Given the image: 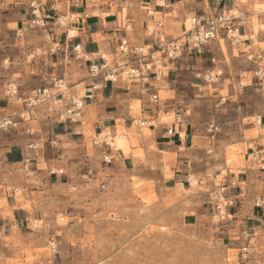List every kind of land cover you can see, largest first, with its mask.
Returning a JSON list of instances; mask_svg holds the SVG:
<instances>
[{
    "label": "rangeland",
    "instance_id": "obj_1",
    "mask_svg": "<svg viewBox=\"0 0 264 264\" xmlns=\"http://www.w3.org/2000/svg\"><path fill=\"white\" fill-rule=\"evenodd\" d=\"M31 1L0 0V99L19 78L14 75L13 81H7L13 61L10 51L18 44L4 38L1 31L5 24L11 26L19 9H29ZM263 5L255 2L247 13L240 7L232 13H243L245 26L260 35L264 33ZM187 19L177 20L165 30L151 24L148 30L161 31L166 41L180 40L190 29ZM25 41L24 47L39 43L35 37ZM133 41L143 46L138 38ZM257 46L264 48L258 43L252 48ZM237 49V44L221 37L203 52L187 50L174 66L167 64L178 70L173 77L152 83L161 100L157 108L144 99L148 96L137 84L124 82V98L118 104L121 112L112 119V126L105 123L102 127L95 111L86 107L80 122L61 125L51 118V105H44L33 110L27 116L30 121L20 123L15 131L0 132L1 147L16 139L25 146L23 153V147L0 152V264H264V229H253L261 222L249 214L243 222L231 218L230 200L221 217L215 210V187L231 185L229 175L239 177L250 166L249 160L254 163L255 141L261 138L264 147V119L259 122L264 114V78L257 77L260 70L264 73V58L248 54L244 59ZM39 50L29 53L27 59L32 61ZM80 69L70 65L57 77L63 78L69 92L84 96L90 79ZM45 87L34 88L30 94ZM21 89L30 91L26 86ZM11 104L16 109L4 111L7 114L25 108L22 102ZM178 115L182 119L179 132L184 140L186 130L192 132L193 146L161 153L148 141L150 130L160 125L172 127ZM45 117L52 119L50 125L38 129L37 120ZM138 121L154 127H141ZM29 126L33 134L27 132ZM105 130L115 138L111 149L93 144L96 135ZM32 145L37 148L31 149ZM142 145L146 151L140 149ZM27 157L32 160L27 173L23 164H12ZM61 170L62 174L51 175V171ZM188 177L193 179L192 186L186 182ZM173 178L172 184H166ZM249 189L264 195L263 182L256 181ZM236 191L239 189L225 191V196ZM204 195L212 202L210 210ZM198 207L207 211L192 223L187 215ZM6 221L12 224L2 226ZM51 240L57 243L56 254L50 249Z\"/></svg>",
    "mask_w": 264,
    "mask_h": 264
},
{
    "label": "crops",
    "instance_id": "obj_2",
    "mask_svg": "<svg viewBox=\"0 0 264 264\" xmlns=\"http://www.w3.org/2000/svg\"><path fill=\"white\" fill-rule=\"evenodd\" d=\"M46 17L48 18V33L50 34V40L47 38L46 33L43 30L34 29L31 26V19L29 18L30 10L28 8H21L15 17V21L11 23V26L5 24L4 30L1 33L5 34L4 38L12 40L18 44V48H13L10 51V56L13 57L11 62L12 68L11 75H9L7 81H13L14 75H19L16 79L17 86L28 87L30 91L21 89L23 93L31 95L34 92V88L44 87L51 85L50 77H57L60 74L62 77L65 74L64 70H68L69 66H63V53L55 56L45 57V51L50 49L53 41L61 43V49L67 51L76 45H81V49L87 55L92 56L91 59L97 60L102 55H110L115 51L119 40L126 36L130 39L131 43L134 44L133 40L139 39V42H143V45L156 46L155 34L149 36L148 28L151 24H154L159 29L165 30L171 27L172 23L183 18H188L193 15H201L204 12L210 11V7L213 8V12L216 13L222 6L228 9L240 7V9L247 13L248 9L255 2H264V0H250L248 4L240 3L241 0H225L221 5L213 7L207 1L204 0H39ZM163 2L162 4H160ZM21 5L23 2L20 3ZM10 6H8L9 8ZM14 11V8L11 7ZM32 18V17H31ZM247 18H250L248 13ZM160 19V21H157ZM63 21V25L60 23ZM0 22L3 23V19L0 18ZM131 24L132 31L126 32L124 30L125 25ZM239 22H233L232 25L239 26V35L242 40H239L238 55L239 57L246 58L248 54L258 56V58H264V48L257 46V43L264 44V33L260 35H254L253 30L250 26H245ZM170 27H169V26ZM155 26H153L155 28ZM158 29V28H157ZM69 32H75L74 39L71 43H66V34ZM24 35V36H23ZM35 37L39 43H33L32 47L23 46L22 41L26 38L28 41L30 38ZM133 39V40H132ZM25 41V42H26ZM51 44V45H50ZM54 44V43H53ZM20 45V46H19ZM251 51H249V49ZM36 49H40L38 55L33 56L32 61L27 59L29 53L35 52ZM8 60V59H7ZM6 62V61H5ZM9 62V60H8ZM259 62V61H255ZM78 65L80 70L87 72V64L85 62H74L71 66ZM173 65V64H172ZM174 66V65H173ZM176 69H169L166 73L167 77H173ZM89 84L85 87V92L88 90ZM124 83L113 84L108 87L107 90L97 94V99L93 102H87L86 108H92L94 110L98 122L102 124V127L112 124V119L120 115V108L118 104L124 98L123 89H125ZM78 87H81L79 85ZM144 98V97H143ZM149 102V98H144ZM119 101V102H118ZM117 105V109H110L111 106ZM12 109H16L11 103H8L6 97L0 99V111L11 112ZM85 113V112H84ZM152 117L151 115H149ZM36 119H33L35 122ZM52 119L45 117L43 120H37L39 125L38 129H45L50 125ZM112 126V125H110ZM32 126H29L31 129ZM167 127L160 125L155 129H151L152 136L148 139L149 142L153 143L161 153L172 154L182 149L183 145L188 149L193 146L194 136L192 132L186 130L185 140H173L172 136L168 135ZM31 134L33 131L31 130ZM77 134V132H75ZM182 134V133H181ZM183 135V134H182ZM262 139L254 142L256 146V152L258 158L254 159V163L248 161L249 167L242 170L239 177L229 175L231 185H226V191L237 190L232 196H226L231 202L232 206L229 208L230 217L238 218L243 222L244 215H252L254 220L259 221L255 224L253 229L255 231H261L264 229V212L263 210L255 208L253 204L261 196L251 191L249 188L256 181H264V147L260 144ZM16 139L14 142L7 143V146H2L1 152L12 153V151L19 150L21 148L22 153L25 151V146L20 145ZM9 145V146H8ZM260 149H259V148ZM263 147V148H262ZM17 148V149H16ZM142 150L146 151V145H142ZM160 158L162 156H159ZM254 158V157H253ZM15 162V161H13ZM12 164H22V162H16ZM258 165L260 166L259 168ZM177 176V170L174 171ZM242 175V176H241ZM175 178L166 181V184H172ZM238 185L236 186V184ZM245 186H244V185ZM243 185V186H242ZM232 186H236L235 188ZM175 188V187H173ZM247 189V190H246ZM263 195V193H262ZM205 196V195H204ZM264 196V195H263ZM202 197V195H201ZM205 205L207 204L208 210L212 202L208 196H205ZM195 203V201H194ZM250 205V206H249ZM195 206V205H194ZM193 206V207H194ZM190 214L187 215L188 220L192 223H196L204 212L201 208H194ZM235 209L234 213L231 210ZM11 222H3L2 226H8ZM14 228V225L11 226Z\"/></svg>",
    "mask_w": 264,
    "mask_h": 264
},
{
    "label": "built area",
    "instance_id": "obj_3",
    "mask_svg": "<svg viewBox=\"0 0 264 264\" xmlns=\"http://www.w3.org/2000/svg\"><path fill=\"white\" fill-rule=\"evenodd\" d=\"M207 1L210 6L217 7L225 0H204ZM29 9L31 14V26L34 29L43 30L46 33L47 38L50 40V34L48 33V18L46 17L42 5L39 0H32L29 3ZM237 9V8H236ZM213 8L210 7V11L204 12L201 15H193L188 17L187 21L190 23V29L185 32L180 40L166 41L162 38V32L157 30H148L149 36L155 34L156 46L148 45H133L130 39L126 36L119 40L115 51L110 55H102L97 60L91 59L92 56L87 55L81 49V45H76L67 51L61 49V43L53 41L52 46L49 49L51 56L63 53V66H70L74 62H85L87 64L88 76L90 84L88 90L84 96H79L76 93L69 92L68 87H65L63 78L55 76L50 77L52 83L51 88H43L40 92H36L35 95H27L22 92L21 88L14 83L8 85L5 90V97L8 103H20L25 105V108L16 114H7L4 111H0V132L10 133L18 128V125L22 122H29L30 118L27 116L38 107L44 105L50 106V116L57 121L58 124H76L81 121L84 115V110L87 102H93L97 99V94L108 89L110 85L130 82L137 84L141 88V93L148 96L149 103L155 106H160V97L158 92H154V86L152 83L160 82L166 75V71H169L167 64H174L178 61L187 50H194L198 53L207 49L212 42L223 37L227 40H231L233 44L239 43V26L232 25L233 22H239L242 24L244 18L243 13L237 10V13L233 14L232 9H228L222 6L216 13ZM260 14H264L263 10ZM63 21L60 23L62 24ZM126 32L132 31V25L127 24L124 27ZM238 34V35H237ZM74 34L69 32L66 34V43H71L74 39ZM160 54V56H157ZM167 60V61H166ZM8 62V60H6ZM259 79L264 78V73L260 70L257 73ZM55 89V92L52 90ZM161 110L159 114H161ZM263 116L259 117V122L262 124ZM141 127L149 124L150 127H154L152 123L148 121H138ZM182 123L181 116L174 117V123L172 127L167 129V133L170 136H177L179 140L183 138L179 132L180 124ZM32 133L30 129L27 131ZM114 137L111 131H101L96 135L93 140L94 146L98 148L111 149ZM52 145L55 142H51ZM0 146V152H1ZM30 148L36 149L33 145ZM258 156L254 155L253 159H257ZM106 161L111 162L108 156L105 157ZM31 158L27 157L23 160V172H29V166ZM264 170V168L262 169ZM63 173V170L56 172L51 171V175ZM217 179V178H216ZM189 186L193 185V179L188 177L186 180ZM264 187V181H263ZM214 192L217 203L215 210L217 211V217L223 215L222 208L228 207L229 199L225 196L226 186L219 184L215 187ZM17 193L18 190H15ZM230 207L232 202H230ZM255 208L264 211V196L259 197L255 201ZM51 251L57 253V243L55 240L50 242Z\"/></svg>",
    "mask_w": 264,
    "mask_h": 264
},
{
    "label": "bare ground",
    "instance_id": "obj_4",
    "mask_svg": "<svg viewBox=\"0 0 264 264\" xmlns=\"http://www.w3.org/2000/svg\"><path fill=\"white\" fill-rule=\"evenodd\" d=\"M161 3H163V2H161ZM119 137V136H118ZM124 138V137H123ZM120 140H118V142H119ZM114 143H112V145H113ZM118 145H119V143H118ZM116 150H119L117 147H116Z\"/></svg>",
    "mask_w": 264,
    "mask_h": 264
}]
</instances>
